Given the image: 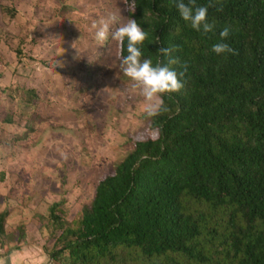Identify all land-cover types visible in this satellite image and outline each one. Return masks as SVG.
<instances>
[{
	"label": "trees",
	"instance_id": "trees-1",
	"mask_svg": "<svg viewBox=\"0 0 264 264\" xmlns=\"http://www.w3.org/2000/svg\"><path fill=\"white\" fill-rule=\"evenodd\" d=\"M134 2L128 18L148 34L142 59L174 58L184 87L163 94L168 110L72 219L49 205L43 247L58 264H264V0H196L210 5L207 34L181 18L176 0ZM225 27L235 50L226 58L211 51Z\"/></svg>",
	"mask_w": 264,
	"mask_h": 264
},
{
	"label": "rangeland",
	"instance_id": "rangeland-1",
	"mask_svg": "<svg viewBox=\"0 0 264 264\" xmlns=\"http://www.w3.org/2000/svg\"><path fill=\"white\" fill-rule=\"evenodd\" d=\"M10 2L14 17L0 10V120L9 118L0 121V213L7 230L0 261L58 264L43 247L49 205L59 202L72 219L133 140L147 133L152 117L123 74L111 38L128 19L124 0ZM113 14L118 20L100 46L91 26Z\"/></svg>",
	"mask_w": 264,
	"mask_h": 264
},
{
	"label": "clouds",
	"instance_id": "clouds-1",
	"mask_svg": "<svg viewBox=\"0 0 264 264\" xmlns=\"http://www.w3.org/2000/svg\"><path fill=\"white\" fill-rule=\"evenodd\" d=\"M124 3L128 6L129 11L134 12V0L131 3H129V0H124ZM209 6H198L196 0H188L187 3L184 0H176L175 4L181 18L186 22H190L194 30L203 34L215 30V23L208 22ZM117 20L118 17L113 14L107 19H101L98 23L94 22L92 24L93 39L98 45H104L109 39L110 25L116 23ZM228 35L229 29L225 27L220 31L221 41L213 44L211 51L225 58L228 54L234 55L235 50L228 43L223 42ZM147 36V32L140 24L131 18H128L125 23L111 32V38L118 42L121 47L127 40V55L121 56L120 68L123 74L132 81V89L138 90L139 95L143 97L145 113L147 116L152 117L168 110L162 98L163 94L180 91L184 87L182 78L185 72L170 67V65L177 63L174 58L169 59L167 64L159 62L154 64L151 58L142 59L143 53L140 45L144 43ZM153 42L158 43V38ZM72 47L76 49L74 42ZM158 50L165 57H170L173 51L168 47H162ZM181 67L185 66L182 65ZM0 264H3V262L0 261Z\"/></svg>",
	"mask_w": 264,
	"mask_h": 264
},
{
	"label": "crops",
	"instance_id": "crops-1",
	"mask_svg": "<svg viewBox=\"0 0 264 264\" xmlns=\"http://www.w3.org/2000/svg\"><path fill=\"white\" fill-rule=\"evenodd\" d=\"M4 5L9 6V7H12V6H13L12 8H14V9L17 10V7H16L12 2H10V0H7V2H6V1H4V2H3V1L0 2V10H1V7L4 6ZM21 6H22V7H24V6H25V7H28V3L25 2L23 5L21 4ZM18 12H19V11H18ZM16 14H17V12H16ZM1 55H2V54H0V57H1ZM16 77L19 78L20 76L16 75ZM13 80H14V77H12V79H11L10 81H13ZM4 84H5V83H4ZM1 86H2V87H1ZM0 87H1V88L4 87V86H3V82H0ZM26 87H27V89H31V88H28V86H26ZM1 88H0V91H1ZM4 88H5V87H4ZM27 89H26V90H27ZM0 121H1V120H0Z\"/></svg>",
	"mask_w": 264,
	"mask_h": 264
}]
</instances>
